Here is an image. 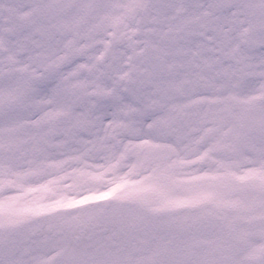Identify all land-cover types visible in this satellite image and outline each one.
I'll list each match as a JSON object with an SVG mask.
<instances>
[{
	"label": "snow or ice",
	"instance_id": "snow-or-ice-1",
	"mask_svg": "<svg viewBox=\"0 0 264 264\" xmlns=\"http://www.w3.org/2000/svg\"><path fill=\"white\" fill-rule=\"evenodd\" d=\"M0 264H264V0H0Z\"/></svg>",
	"mask_w": 264,
	"mask_h": 264
}]
</instances>
